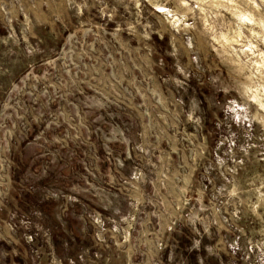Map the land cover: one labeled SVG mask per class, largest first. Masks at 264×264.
Segmentation results:
<instances>
[{
  "label": "rangeland",
  "instance_id": "1",
  "mask_svg": "<svg viewBox=\"0 0 264 264\" xmlns=\"http://www.w3.org/2000/svg\"><path fill=\"white\" fill-rule=\"evenodd\" d=\"M0 264H264V0H0Z\"/></svg>",
  "mask_w": 264,
  "mask_h": 264
}]
</instances>
